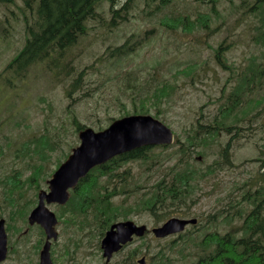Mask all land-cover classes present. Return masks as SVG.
Instances as JSON below:
<instances>
[{"label":"rangeland","instance_id":"obj_1","mask_svg":"<svg viewBox=\"0 0 264 264\" xmlns=\"http://www.w3.org/2000/svg\"><path fill=\"white\" fill-rule=\"evenodd\" d=\"M251 1L218 0L213 10L209 3L201 0H175L156 11L155 7L149 10L138 1L129 11V20L110 31L97 21H86L85 34L69 51L67 61H71V69L67 74L56 76L41 65H34L20 79L12 77L6 68L26 39L23 4L21 0L0 4V220H4L8 246L7 257L1 264L39 263L42 242L41 245L37 242L41 232L38 227L27 225V215L37 203L25 207L24 223L11 206L5 205L3 197L5 185L13 186L10 176L16 171L23 174L16 176L20 179L15 181L20 186L14 197L16 204L33 202L37 193L46 189L42 178H36L33 184L27 182L25 177L30 173L25 172L30 159L28 152L21 151L43 128L59 132L60 136L62 150L51 153L50 159L44 161L52 174L65 160L64 155H69L72 147L79 143L73 119L97 131L115 119L142 115L137 112L146 111L183 140L184 133L193 130L192 123L198 121L207 125L219 108L230 103L234 87L245 85L248 79L246 89L235 96L241 108L236 119L233 116L229 119L232 127L228 133L220 130L214 141H201L196 150L204 158L195 154L190 160L194 166L198 158L195 168L202 171H198L196 188L187 201L188 215L179 218H196L195 227L188 226L179 234L156 239L150 230L166 220L157 222L143 205L144 195L166 168L174 164L175 158H169L176 148L154 149L150 161L122 165L114 180L108 181L106 176L100 178V186L106 188L112 204L120 208V214L116 213L118 221H123L121 217H124L149 230L144 237L134 238L109 264H130L127 256L136 249L139 253L132 264H138L141 257L146 264H152V256L160 251L166 253L172 264H187L197 252L196 235H202L204 230L226 233L240 229L241 220L230 216L234 209L231 206L239 204L242 194L255 186L260 167L264 166V74L251 80L257 70L264 68V47L257 44L264 13L250 12L248 3ZM99 11L108 20L107 4H102ZM201 24L208 27L203 29ZM151 30L129 57L104 61L107 47L113 49L128 38L139 39L145 31ZM220 46V54L224 56L219 65L215 53ZM153 70L156 75L150 77ZM78 75L79 86L71 94L77 99L72 102L66 91ZM164 77L169 79L173 90L171 98L164 100L156 115L154 100L150 95L145 96V91L135 82L146 84L151 78ZM222 149L226 150L231 164L208 174L207 165L222 159ZM47 207L59 221L58 243L51 251L53 264H105L100 250L102 228L96 222L87 219L89 224L87 221L71 223L68 211L60 221L59 207ZM250 207L248 202L240 205L245 211ZM208 219L213 222L208 224ZM198 227L201 229H195ZM178 235L182 237L168 244ZM168 247L174 248L166 252Z\"/></svg>","mask_w":264,"mask_h":264},{"label":"trees","instance_id":"obj_2","mask_svg":"<svg viewBox=\"0 0 264 264\" xmlns=\"http://www.w3.org/2000/svg\"><path fill=\"white\" fill-rule=\"evenodd\" d=\"M138 1H141V5L149 10H152L151 6L155 7L153 9L156 11L157 9L168 7L175 0L36 1L35 15L30 16L28 12L24 14V18L28 20L25 21L27 25L24 29L26 33L24 46L10 61L6 70L10 71L12 77L15 79L22 78L24 76L23 73L30 66L34 65H41L56 76L61 73L67 74L71 69L69 65L71 61H67L69 51L77 44L79 38L85 34L86 21H97L103 28L110 31L112 28L129 20V11L132 5H135ZM201 1L203 3H209L213 10L218 2V0ZM2 2H6V0H0V3ZM34 3L35 0H25L26 10H33ZM104 3L107 4L108 20L101 16V11H99L100 6ZM248 9L254 14L264 13V0H252L248 3ZM148 13L150 14V11ZM181 25L183 27L186 26L184 23ZM200 27L204 29L208 26L201 24ZM150 32L152 30L145 31L139 39L128 38L123 44L113 49L107 47V55L104 61H116L129 57L136 52L141 40L146 38ZM257 44L264 47V24L258 33ZM221 49L222 47L220 46L215 53L216 63L219 65L222 63L221 59L224 56V53L220 54ZM155 70L149 73L150 77L156 75ZM259 70L254 73L251 80L255 76H262L264 74V68ZM131 73L128 72L129 75ZM78 77V79L72 82L70 89L66 91V96L68 98L71 97L72 102L77 99L71 96V94L79 86L80 75ZM135 79L137 81L139 80V78ZM249 82L246 79L245 85L234 87L235 93L229 100L230 103L219 108L216 114L211 117L212 121L207 125H201L198 121L192 123L193 130L191 133H184L183 140L179 136H176L171 146L140 148L114 157L106 164L92 169L85 178L79 181L76 188L71 191V196L67 204L59 207L62 211L59 218L60 221H63L66 211L71 215L69 218L71 223L75 221H82L84 223L87 219H91L102 228L100 235L103 237L110 224L118 221L116 213L120 214V208L112 204L109 194L105 193L106 188L100 186V178L106 176L108 181L114 180L117 176L118 168L122 165L135 161L148 162L151 160V152L154 149H170L172 147L176 149L169 159L175 158V162L172 166L166 168L164 174L149 192L144 195L143 205L147 206L146 209L150 211V215L157 222L171 218L173 214L177 217H187V201L192 197L194 188H196V180L199 175L198 171H202L196 170L195 168V163L198 161V158H195L197 161H195L194 166L190 163V160L195 154L204 158L202 153L196 150L201 141H214L218 138L220 130L228 133V129L232 127L229 119L232 116L236 119L237 112L241 108L239 101L235 100V96L242 94V91L246 89ZM135 84L141 90L145 91V96L150 95L152 97L154 100L153 103L156 105L155 108L157 109L156 115L160 112L161 105L166 102L164 100L171 98L173 87L167 77L158 80L151 78L147 80L146 84L139 82H135ZM137 114H147V112H137ZM73 125L77 133L85 128L83 124H79L75 119H73ZM56 129L59 130L60 127L58 126ZM59 137V132H51L45 127L38 136L32 137L22 148L21 151L28 152L30 159L29 169L25 172L30 173L29 176L25 177L29 184H33L36 178L44 179V184L45 179L50 177L51 174L47 171L44 161L50 159L51 153L62 150L60 142L58 141ZM220 155L222 156L221 160L218 159L213 161L212 164L207 165L208 174L214 172L215 169L222 168L226 164H231L230 158H226L227 152L225 149L220 151ZM67 156L66 154L63 158L66 159ZM258 173H260L259 181L255 186L249 188V190L253 188L252 192L246 190L242 194L239 204L231 206L234 209L233 214L230 216H237L241 220L240 229L235 232L228 231L226 233L204 230L202 235H196V238L199 239L195 245L197 252L193 253L192 261L187 264H264V166L260 167ZM17 175L23 174L16 171L10 176L13 186L9 188L5 185L8 193L6 194L5 191L3 198L5 205L8 208L11 206L16 215L25 223L27 214V211H24L25 207L35 203L36 198H34L33 202L27 201L23 205L16 204L14 197H16L18 194L17 191L20 188L18 183L15 182L20 181V179H16ZM11 189L12 191H10ZM39 190L40 187H37V191ZM245 202L251 204L248 211L240 208V205ZM88 212L90 218H88ZM121 218L125 219L124 217ZM211 222L213 220L208 219V224ZM89 223L90 221L86 222V224ZM195 229L201 228L198 227ZM41 234L43 235L42 232ZM181 237L182 235H178L177 238L168 242V244L175 243ZM173 248L168 247L166 252ZM138 253L139 251L137 249L131 252L128 260H132ZM158 257H161V259L156 261ZM151 260L152 264H172L170 259L166 257V253L162 251L157 255H153Z\"/></svg>","mask_w":264,"mask_h":264},{"label":"water","instance_id":"obj_3","mask_svg":"<svg viewBox=\"0 0 264 264\" xmlns=\"http://www.w3.org/2000/svg\"><path fill=\"white\" fill-rule=\"evenodd\" d=\"M79 144L72 148L69 156L62 162L46 182L47 189L39 191L37 205L30 211L27 221L30 227L39 225L45 233V243L39 253V264H52L50 241L56 240L57 218L47 205H65L78 182L93 168L101 166L116 156L153 146L171 145L175 136L164 123L151 115H130L113 120L106 128L95 131L85 127L78 133ZM195 219L170 218L158 227L151 229L157 239L178 234L187 225H195ZM147 232L144 225L132 221L117 222L109 227L101 240L102 257L109 262L112 255L124 245L131 243L133 237L141 238ZM7 256V234L4 220H0V263ZM138 264H145L144 258Z\"/></svg>","mask_w":264,"mask_h":264},{"label":"flooded vegetation","instance_id":"obj_4","mask_svg":"<svg viewBox=\"0 0 264 264\" xmlns=\"http://www.w3.org/2000/svg\"><path fill=\"white\" fill-rule=\"evenodd\" d=\"M70 192H71V191H70ZM15 202H16V200H15ZM16 203H17V202H16ZM54 205H56V204H54ZM65 205H66V204H65ZM65 205H64V206H65ZM62 207H63V206H62ZM35 226H36V225H35ZM36 227H38V225H37ZM38 228H39V227H38ZM43 233H44V232H43ZM21 235H24V233L21 234ZM21 235H20V236H21ZM58 236H59V234H58ZM38 241H39V243L37 242V245H41V241H42V245H41V248H42L43 244L45 243V236L42 237V236L40 235V239H39ZM57 243H58V238H57L56 240L51 241V245H50V255H51V251H52L53 246H54L55 244H57ZM123 250H124V249H123ZM123 250H122V251H123ZM39 251H40V250H39ZM122 251H121V252H122ZM7 252H8V246H7ZM121 252H120V253H121ZM117 254H119V252H118ZM117 254H115V255H117ZM130 254H131V253H130ZM115 255H113L112 258H113ZM6 257H7V256H6ZM128 257H129V255L127 256V259H128ZM112 258L110 259V261L112 260ZM134 258H135V257H134ZM134 258H133V259H134ZM38 259H39V253H38ZM133 259H132V260H133ZM51 260H52V258H51ZM104 260H105V259H104ZM132 260H128L130 264H132V262H131ZM110 261H109V262H106V261H105V264H109ZM52 262H53V261H52ZM38 264H39V263H38Z\"/></svg>","mask_w":264,"mask_h":264}]
</instances>
